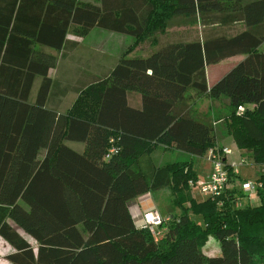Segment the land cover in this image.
<instances>
[{"label": "trees", "instance_id": "16d2710c", "mask_svg": "<svg viewBox=\"0 0 264 264\" xmlns=\"http://www.w3.org/2000/svg\"><path fill=\"white\" fill-rule=\"evenodd\" d=\"M177 19L244 29L121 57L69 108L52 102L47 49L74 48L68 33L97 27L137 41ZM262 43L264 0H0V238L12 249L2 264H264V173L258 204L239 207L232 190L195 200L191 160L150 157L157 146L198 156L215 146L212 123L189 114L206 95L228 109L225 135L264 164ZM238 54L207 87L204 67ZM165 187L179 211L162 218L154 239L128 204ZM209 237L218 255L201 251Z\"/></svg>", "mask_w": 264, "mask_h": 264}, {"label": "rangeland", "instance_id": "374dc122", "mask_svg": "<svg viewBox=\"0 0 264 264\" xmlns=\"http://www.w3.org/2000/svg\"><path fill=\"white\" fill-rule=\"evenodd\" d=\"M240 28L241 24L238 23H210L207 26H202L197 22L183 23L180 19H177L176 22L166 26L162 32L153 33L137 41L129 35L97 27L91 28L83 37H76L68 33L66 38L76 41L74 48H65L57 51L47 49V51L55 57V66L49 70V76L53 79L51 90H53L52 93L54 99L52 102L55 103V101H58L57 105L59 109L65 110L69 108L77 96L76 90H73V87H77V80H83L85 82L80 88L87 87V84L91 82L93 77L107 73L112 65L121 57H145L152 49L159 47L158 45L165 42L191 41L197 38L201 39L203 36L209 34L229 35ZM258 50L263 51L264 46H260ZM212 66L214 65H209L207 67L208 83H211L212 79L218 73L224 71L227 63H221L220 65L215 66L217 69H212ZM35 85L34 82L31 94L34 93ZM227 113L228 109L225 107V104L221 99L211 100L206 95L196 97L191 104L189 103V114L208 120L211 123L215 122V125L212 123V125H214L213 128L215 133H219L220 130L225 131L223 124L224 117ZM64 143L76 151L80 148L81 144L80 142L74 141H64ZM229 146H231L232 151H234L233 146ZM243 156L246 157L245 154H243ZM150 157L155 165L170 162L174 159L186 162L190 160V158L187 157H178V155H175V151L171 148H164L161 146L154 148ZM248 160L244 165L237 167L239 177L234 179V181L238 184L240 181L256 180L260 172L261 164H253ZM202 165L206 167V169L208 168V164L204 161H202ZM188 188L195 200H201L204 198V196L198 191L197 187H190V185H188ZM150 194L152 200L155 201L156 210L162 218L167 219L168 216L177 214L179 211L177 206H173L175 204L172 201L173 197L168 188H160L152 191ZM236 196L237 201L238 197H240V202L237 206L254 205V200L250 201V199L253 198L243 196L240 192H237ZM128 205L130 210L134 207L132 203ZM133 213L134 211H132V215ZM136 215L137 212L134 217ZM189 217L200 223L199 216H194L189 213ZM17 230L19 231V229ZM19 232L22 234L21 231ZM27 240L32 246H34L33 240L28 237ZM11 251L12 249L10 246L0 238V264L5 262L4 255ZM201 251L211 256L219 254V248L213 238H208L205 244L201 247Z\"/></svg>", "mask_w": 264, "mask_h": 264}, {"label": "built area", "instance_id": "2783aa9c", "mask_svg": "<svg viewBox=\"0 0 264 264\" xmlns=\"http://www.w3.org/2000/svg\"><path fill=\"white\" fill-rule=\"evenodd\" d=\"M243 110L242 106H238L236 108V113H240ZM110 149L109 151H112ZM231 154V149L226 146H213L206 150L205 159L209 163L208 173L205 178L200 179L196 178L194 180H188V185L190 187H197L198 191L207 199L213 200L224 190H232L235 191L234 188L229 187L230 182H232L233 178L228 175V168L231 169L233 174H236L237 165L244 162L243 158H239L237 162L232 161L227 163L225 161V157ZM260 173H264V164H261ZM259 185L257 181H244L238 184V191L241 192V195L246 197H251L254 200L257 199L256 187ZM237 193V192H235ZM232 193L233 195H236ZM243 193V194H242ZM234 205L240 202V197L234 196ZM219 204V202H218ZM139 223L142 227H147L150 233L153 235L154 239H156L157 233L160 232L156 229L161 222L162 217L158 214L157 211L151 209L148 211H144L140 213Z\"/></svg>", "mask_w": 264, "mask_h": 264}, {"label": "crops", "instance_id": "0c3cea01", "mask_svg": "<svg viewBox=\"0 0 264 264\" xmlns=\"http://www.w3.org/2000/svg\"><path fill=\"white\" fill-rule=\"evenodd\" d=\"M238 24H241V28L239 29V30H237L236 32H234V33H232V34H229V35H226L225 34V36H232V35H234V34H236V33H238V32H240V31H242L243 29H244V25L242 24V23H238ZM180 42H186V41H180ZM166 43H170V42H165V43H162V44H160V45H158L159 47H161V46H163L164 44H166ZM264 46V43H262L260 46ZM159 47H157V48H155V49H152L149 53H148V55L151 53V52H153L154 50H156V49H158ZM132 58V57H131ZM244 58V55H242V54H238V55H234V56H230V57H226V58H224V59H222V60H220V61H218V62H216V63H214V64H209V65H214V66H212V69H215L216 67L215 66H218V65H220L221 63H227V66L225 67V69H224V71L223 72H220V73H218L213 79H212V81H211V83H208L207 82V75H208V72H207V67L209 66V65H206L205 67H204V73H205V80H206V85H207V87H209L211 84H213L217 79H219L229 68H231L234 64H236L238 61H240L241 59H243ZM117 62V61H116ZM115 62V63H116ZM114 63V64H115ZM113 64V65H114ZM112 65V66H113ZM217 69V68H216ZM97 76H101V75H97ZM76 83H78L77 84V87L75 86V87H73V90H78L80 87H82L84 84H85V82L83 81V80H77L76 81ZM35 87H36V85H35ZM34 91H35V89H34ZM62 93V92H61ZM60 93V94H61ZM63 95V94H62ZM65 95V94H64ZM60 110H62V109H60ZM212 123H214V125H215V122H212ZM217 124V123H216ZM213 125V126H214ZM215 136H216V143H215V146H226V147H228V148H230L231 149V154H229V155H227L226 157H225V161L227 162V163H229V162H232V161H235V162H237L238 160H239V158H243L244 159V162L243 163H241V164H239V165H237V167L238 166H241V165H244L246 162H247V160L248 161H250V162H252L251 161V158H250V156H249V153L248 152H245L244 150H242V149H239V148H237L236 147V145L234 144V142L232 141V139L228 136V135H225V132L224 131H222V130H220L219 131V133H215ZM67 145V144H66ZM229 145H232L233 146V148H234V151H232V148H231V146H229ZM68 146V145H67ZM82 149V144H80V148L77 150V151H80ZM174 151H175V155H178V157L179 156H183V157H187V158H190V160L192 161V169H193V171H194V173H195V175H196V178H200V179H203V178H205L206 177V175H207V173H208V169H209V163H208V161L205 159V153L203 154V155H191V154H188V153H186V152H183V151H180V150H176V149H173ZM206 152V151H205ZM243 154H245L246 155V157L245 156H243ZM248 154V155H247ZM175 160V159H174ZM202 161H204L206 164H208V168L206 169V167H204L203 165H202ZM253 163V162H252ZM254 164V163H253ZM237 167H236V175H237V177L235 176V177H233V180H232V182H230V184H229V187H232V188H234L235 189V192H240V191H238V183H236L235 181H234V179H237L239 176H238V170H237ZM260 173V172H259ZM254 181H256V180H254ZM241 182H244V181H240V183ZM250 182H253V181H250ZM237 185V186H236ZM151 193V192H150ZM149 192H147V193H145V194H142V195H140V196H138V197H136L134 200H132L130 203H132L133 204V208L130 210V211H134V213H133V217H134V215L136 214V212H137V215L134 217L135 218V221H139V216H140V213L141 212H144V211H148V210H151V209H153V210H155V211H157L156 210V207H155V201L154 200H152V198H151V194H150ZM240 194H241V192H240ZM243 194V193H242ZM203 199H205V197L203 198ZM202 200V199H201ZM243 200V199H242ZM251 200H254V199H250V201ZM129 203V204H130ZM254 205H256V204H258V196H257V199H255L254 200ZM252 203V204H253ZM251 205V204H250ZM243 207V206H242ZM158 212V211H157ZM159 214V213H158ZM160 215V214H159ZM209 238H211V237H209ZM215 241V240H214ZM217 244V243H216Z\"/></svg>", "mask_w": 264, "mask_h": 264}]
</instances>
